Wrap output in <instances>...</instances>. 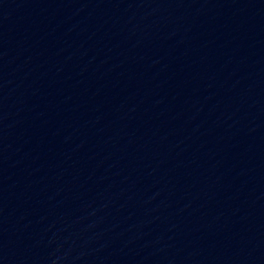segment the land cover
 I'll return each mask as SVG.
<instances>
[{"label": "water", "instance_id": "1", "mask_svg": "<svg viewBox=\"0 0 264 264\" xmlns=\"http://www.w3.org/2000/svg\"><path fill=\"white\" fill-rule=\"evenodd\" d=\"M0 264H264V0H0Z\"/></svg>", "mask_w": 264, "mask_h": 264}]
</instances>
